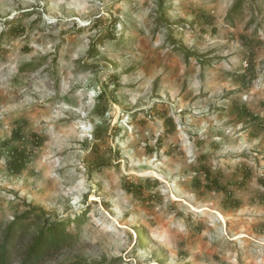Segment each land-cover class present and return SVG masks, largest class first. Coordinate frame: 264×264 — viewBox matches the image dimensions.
I'll return each mask as SVG.
<instances>
[{
	"label": "rangeland",
	"instance_id": "rangeland-1",
	"mask_svg": "<svg viewBox=\"0 0 264 264\" xmlns=\"http://www.w3.org/2000/svg\"><path fill=\"white\" fill-rule=\"evenodd\" d=\"M25 213L71 222L42 264H264V0H0V232Z\"/></svg>",
	"mask_w": 264,
	"mask_h": 264
},
{
	"label": "trees",
	"instance_id": "trees-1",
	"mask_svg": "<svg viewBox=\"0 0 264 264\" xmlns=\"http://www.w3.org/2000/svg\"><path fill=\"white\" fill-rule=\"evenodd\" d=\"M164 0H159V6L162 9ZM240 4H237L232 12H236L240 8ZM185 56H192L190 53L183 50ZM94 54L93 50L90 52ZM240 116H247L252 118V115L245 108H238ZM166 134H169L173 130V125L169 119L167 122ZM12 137L17 138V134L13 133ZM10 160L9 167L13 173L18 174L25 166L24 154L16 149L10 148L7 152ZM204 169V175L209 178L210 171ZM248 174H245L242 183L246 181ZM211 186L224 193L225 205L228 207H238L239 204L231 197V193L224 187L218 185L217 179L210 181ZM210 188V186H208ZM137 189V188H136ZM132 188H125L128 193H134L136 195L137 190ZM138 189H140L138 187ZM29 214H22L17 218H14L1 232H0V264H12V258L17 257L19 262L17 264H42L49 256L59 254L61 251L70 246L73 240V236L67 230L70 221L55 222L52 224L44 223L40 226V216H37L34 220L30 219ZM84 218V217H81ZM83 219H76L75 222H83ZM138 236H141V242L145 241L143 230H137Z\"/></svg>",
	"mask_w": 264,
	"mask_h": 264
}]
</instances>
